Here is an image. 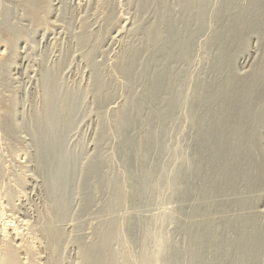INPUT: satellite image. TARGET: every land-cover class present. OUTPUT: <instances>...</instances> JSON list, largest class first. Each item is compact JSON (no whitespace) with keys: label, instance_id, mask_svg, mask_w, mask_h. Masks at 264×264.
<instances>
[{"label":"bare ground","instance_id":"6f19581e","mask_svg":"<svg viewBox=\"0 0 264 264\" xmlns=\"http://www.w3.org/2000/svg\"><path fill=\"white\" fill-rule=\"evenodd\" d=\"M50 2L22 0L21 6L27 20L41 27L48 20L43 21L40 13L50 12ZM106 2L93 0L90 5L97 14L105 8V23L102 20L98 31L84 27L65 54L60 53L52 65L46 60L42 64L41 105L35 104L18 123L15 106L0 100V131L7 142L20 131L27 134L33 149L27 164L41 184L43 198L35 207L33 224L26 206L20 215L18 210L6 214L8 207L1 208L0 264H64L72 246L77 250L76 264H264V215L252 211L264 186V0H174L173 4L128 0L135 8L132 19L124 15L117 19L116 3L113 10ZM151 10L154 19L143 26V16ZM52 25L58 27L56 21ZM11 31L0 46V61L8 65L26 52L13 53L23 37L9 36ZM92 37L94 42L117 41L122 46L107 72L94 63L95 52L85 51ZM253 40L256 57L248 62ZM72 47L86 61L93 58L90 80L82 91L63 90L58 79ZM196 59L197 76L190 68ZM86 96L92 98L91 110L98 120L95 152L88 159L82 137L73 149L68 140ZM114 100L116 107L109 110ZM184 110L188 112L181 117L192 132L185 135L187 145L179 148L176 141L182 132L174 128L182 126L176 124ZM111 140L117 146L106 160L102 147ZM27 153L16 157L23 167ZM16 186L21 193L23 188ZM105 192L109 198L92 212ZM162 199L180 206L168 217L175 231L161 242L154 240L158 232L153 219L138 213L125 222L117 218L122 208L139 212L152 202L163 203ZM189 202L195 204L183 205ZM103 213L110 217L90 227L89 242L77 236L85 217L93 215L99 222Z\"/></svg>","mask_w":264,"mask_h":264},{"label":"rangeland","instance_id":"374dc122","mask_svg":"<svg viewBox=\"0 0 264 264\" xmlns=\"http://www.w3.org/2000/svg\"><path fill=\"white\" fill-rule=\"evenodd\" d=\"M17 1H19V0H13V1L12 0H0V26H1L0 27V46L2 45V43L4 41L6 33L10 32V30H12L11 31L12 34L11 33L8 34L9 36L12 35L15 38L16 36L20 35L23 37L19 40L16 50L12 49V50H14L13 53H16V51L17 52H19V51L23 52L24 50H26V52L24 51L25 53L23 52V54H19L18 55L19 57L14 59L13 65L12 64L8 65L9 62H7V61H5V63L4 62L1 63V61H0V63H1L0 64V100H1V102L3 101L4 103H6L7 106H11V107L15 106L14 108H16V115H17L16 119H17V121H19L18 123H20L23 116L26 117L25 115L31 114V109L34 107L35 104H38L40 102L38 105H41L42 98H41L40 89H39L40 82H39V78H38L39 77L38 73L40 72L42 64L44 63V61L46 60L45 62L50 63L49 65H52V62L56 61L61 56L60 53L65 54V51L68 48H70V46L75 44V42H74L75 40H73V39H75L77 35H80V33L82 32V29H84V27H86V28L88 27L89 29L87 28V30L90 32L91 31L92 32L98 31L99 27L103 25L102 20L106 18L105 17L106 15H104V17L102 15L106 14V13H104L105 8L102 9L103 14H102L101 8L98 9V14H97V9L90 8L91 2L93 0H64L65 1L64 5H63L64 7H62V5H61V2H62L61 0L60 1L59 0H57V1L51 0L50 12L49 13L47 12L48 14L47 13L46 14L40 13V18L43 21H46V20H48V21L46 24H43V25H41V27H39V26H37V24L31 23L27 20V16L24 15V12H23L24 8L21 6L22 0L20 1L21 4L17 3ZM216 1H219V0H216ZM113 2H114V4L116 3V7H115L116 8V12H115L116 14L115 15H117L116 16L117 19L121 15H122V17L125 16L127 18H130L131 15L133 16L135 14V11L133 10V9H135V8H133L134 6H132V4L130 5L128 0H114V1L107 0L106 7L112 6ZM88 3H90V4L88 5ZM169 3L173 4L174 0H171V1L169 0ZM19 4H20V7H19ZM114 6H112V9L114 8ZM91 9H93L94 14H92ZM94 10H96V13ZM87 12L89 15H87ZM152 12L153 11L151 10L150 12H148V14H145L146 16L145 15L143 16V21H142L143 26L149 25L153 21V19H154L153 15L154 14ZM51 14H53V15H51ZM128 15H130V16L128 17ZM89 16L90 17L92 16V17L90 18ZM122 17H120V18H122ZM131 19H132V17H131ZM83 20H86V21L84 22ZM55 21L58 24V27H55L52 25V22H55ZM63 21H64V23H63ZM103 21L105 23V20H103ZM130 21H132V20H130ZM69 22H72V23H69ZM61 23H62V25H61ZM100 23H102V25ZM131 25H132V22H130V26ZM66 26L68 27V29L70 28V30H66ZM7 28L8 29L11 28V29L9 31H7L8 30ZM128 28H129V26H128ZM130 28H132V27H130ZM4 29L5 30L7 29L6 30L7 32L4 31ZM73 31H74V33H73ZM16 34H18V35H16ZM52 35H54V36H52ZM128 36L130 37V35H128ZM125 37L129 38V37H127L126 33H125ZM68 39H70V40H68ZM91 40L89 39L88 43L86 44L85 51L90 52V53L91 52H95V53L97 52L96 54L94 53L95 56L92 54L94 57V63L96 62V65L99 64L97 66H100L101 68L103 67L102 69L107 72L108 70H110L113 67V63H114L113 59H115L116 55L121 51L120 48L122 49V46L117 41L116 42L113 41V43H112V41L109 42L108 40L103 41L104 43L102 42V40L101 41L99 40L98 42H94V40H96L95 37H92ZM129 40H130V38H129ZM132 40L133 39L131 38L130 41H132ZM70 42L72 45L70 44ZM252 42L253 43L251 44V47H252L251 50L256 51L257 44L255 45V43H256L255 40H253ZM65 43H66V45H65ZM68 44H70V45H68ZM92 45H94L95 47ZM252 45H254V46H252ZM10 46H12V45H10ZM19 46H20V48H19ZM71 49H72L71 50L72 52H70V56H74V57L69 56L68 63L63 68V71L61 72V75L62 74L63 75L58 76L59 83L62 86V88H65L63 90H66L69 88H70V90H77L80 87V89L78 91H82L86 87V83H88L90 80L91 75H90V67H89L90 64L89 63L93 62L92 61L93 58L90 61H86V59H84L81 56V54H80L81 52H76V54H74L75 51H73V50L75 48L72 47ZM91 49H93L95 51H92ZM87 50H89V51H87ZM254 51H253V54H251L252 55L250 58L251 60L249 59L248 62L255 59L256 53ZM253 55H254V58H253ZM21 59H22L23 63L21 62ZM197 67L198 66H197V59H196V62L194 63V65L192 67H190L195 76H197V73L199 72L198 69L200 68V66L198 67V69H197ZM61 78H62V80H61ZM35 80L36 81L38 80V82H36ZM137 91H138L137 93L140 94L142 90H141V88H139ZM122 92H124V90H120L118 95L122 96L124 94V93L122 94ZM119 96H116V97H119ZM91 100H92V98L90 96H86V98L84 99L82 110L80 111V114L78 116L79 122H77L74 130H72V132L70 133V136L68 138V140L70 142L71 149H73L75 147L77 148L79 146L78 144H79L80 140H82V138H83V140H85V141H83V142H85L84 147H85L86 154H88L85 157V159H88L91 155H93V152H95V149H94L95 147H94V144L92 142L95 143V141H94L95 137L94 136H96L95 130L97 131V124H98V120L96 119V116H95L96 112L91 110L92 109ZM120 101H121L120 99L117 100V102L114 100V102L111 103V105H109L107 108L110 107L109 110L115 108L116 107L115 104L120 103ZM16 104H18V105H16ZM36 106L37 105H35V107ZM88 108H89V110H88ZM87 110L89 111V113L86 114V112H88ZM1 112L2 111L0 110V118L2 116ZM187 112H188L187 110L186 111L184 110L181 113L182 115L180 114L179 116L184 117V114ZM180 117H178V118L181 121ZM182 120H183L182 121L183 123L179 121L178 124H176V126H179V125H182V126L184 125V126L183 127L179 126V127L174 128L175 132H178V133L182 132V134L181 133L179 134L181 136V137L179 136L180 142H179V140L176 141V143L178 142L177 144H178L179 148L180 147L184 148L185 143L187 145L188 139L185 135L188 134L189 136H191L190 134L192 132L191 130L189 131V129H190V127L188 128L189 124H187V122L183 118H182ZM110 127L111 126L109 125V128ZM112 127L110 129H112ZM176 128H180V129H176ZM262 134H263L262 135L263 140L261 143V148L263 150L261 149V153L263 154L264 153L263 152L264 151V142H263L264 141V130H263ZM26 135H27L26 133H24L23 131H20V132H18V136L16 135V137H14L12 140L7 142V140H8L7 136L3 132L0 131V205H3V206H0V210L2 207H3V209H6L8 207L6 209V214H9L11 212H12L11 214H14L15 212H17V210H18L17 214H19V213H22L21 210L25 211L26 210L25 208L27 207V209L29 210V211L28 210L27 211L30 214V217L32 218L31 224H33L35 222V217H36L35 215H36L37 208L41 206V204H42L41 202H42L43 198L40 196V195H42V188H40L41 184H40L39 180H37L38 178L36 177V175H34L35 174L34 170H30V168H28L29 164H27V163L33 155V149L30 148L31 147V145H29L30 141H29L28 136H26ZM133 135L138 136L139 134H138V132L136 133V131H135V132H133ZM92 136H93V138H92ZM184 136L186 137V139H184L185 138ZM26 137H27V139H26ZM71 138H73V139H71ZM112 141L113 140L109 141L107 145L103 146L105 148L102 147V149H103L102 153L104 154V152H106L104 155L102 154L103 157H106V158H104L106 160L110 159V157L114 153L116 146H117V141H113V142ZM169 143H171V145H172L171 141ZM28 150H30V151H28ZM21 151H23V153H24V151L28 152L27 155L25 154L26 155L25 160L27 162L25 160L23 161V162H25L24 167H26V168H24L23 165L21 163H19L16 159L17 155ZM30 152H32V154H29ZM28 155L29 156L31 155V157H29ZM116 162L119 164L118 165L116 163L117 164L116 167L118 166L117 169L119 168V170L121 171L122 168L120 167V165H121L120 160H116ZM177 165H178V163L176 162L174 165L175 166L174 168H177L178 167ZM1 171H2V174H1ZM12 177H15L16 180H15V178H12ZM18 178H20V179H18ZM22 179L24 180L23 183H21V184L17 183L19 181L22 182ZM24 183H26L25 184L26 187H24L25 185L24 186L22 185ZM15 185H17L16 187H22L23 188L21 193L19 192L18 188H15ZM27 195H28V198H27ZM258 195H259V197H261L260 198L261 201H260L259 205H257L258 207L256 205H254V207L256 206V208H254L252 211L256 214L263 216L264 215V186H263L261 192L258 193ZM24 196H25V198H24ZM109 196H110L109 192H105L104 194L99 195L98 196L99 205H98V207H95V209L93 208L92 212L96 211L109 198ZM36 197H38V198H36ZM164 200H163L164 201L163 203L152 202L150 204L151 207H150V205H147L146 207L142 208V210H140L139 212H136V210L134 211L131 208H122V209H120V211L118 210V212H116L117 218H120V219H118V220H120V222L121 221L125 222L128 219L127 216L131 217V216L137 215L136 213H138V216L140 215V216H142V218L144 217L145 219H147V218L153 219L154 228L158 232L155 235L154 240H155V242H161L164 239V236L166 234H169V233L175 231L176 226L169 222L168 217L172 211H175V208L177 209L180 206L179 203H177L175 201L173 202V200H171V202L168 199H164ZM32 202H33V204H32ZM24 203H25V205H23ZM155 203H159V205L156 206ZM193 204H195V203L189 202V203H187V204L185 203L183 205L186 207H189L190 205H193ZM20 207H21V209H20ZM35 207H37V208H35ZM13 210H15V212ZM3 212H4V210H3ZM31 212H32V214H31ZM33 214H35V215H33ZM19 215H17V216H19ZM91 217H94V216L89 215V216L84 218L86 220H83V227H82L83 231H81L80 234L77 233L78 235L75 234L78 237H82V236L87 237V239H86L87 242H89L91 239L89 237L91 234V232H89V231H91V228L96 226L97 223H101V221L102 222L107 221L110 216L103 213L101 215V217H103V218L99 219V222H98V220H93V218H91ZM263 217H261V219L264 221ZM263 221H262V223L264 225ZM25 231H26L25 232L26 234H27V232L29 233L28 234V235H30L29 237H33L31 235L32 231H29V230H25ZM180 241H181V238H178L177 243L180 244L181 243ZM72 247H69V249H67L68 253H66V255H67V258L69 261L66 260L64 264H67L66 262H68V263L71 262V264H76L75 258H76L77 250H76L75 246H72ZM39 249L41 250L42 248H39ZM36 250L38 251V249H36ZM42 250L38 251V252L42 253L43 252ZM41 256H43V254H41ZM36 259H35V261L37 262L38 260H36ZM39 263H41V262H39ZM41 264H43V263H41Z\"/></svg>","mask_w":264,"mask_h":264}]
</instances>
